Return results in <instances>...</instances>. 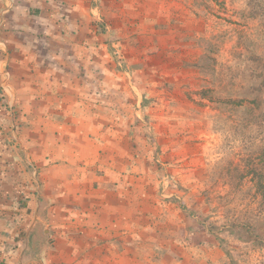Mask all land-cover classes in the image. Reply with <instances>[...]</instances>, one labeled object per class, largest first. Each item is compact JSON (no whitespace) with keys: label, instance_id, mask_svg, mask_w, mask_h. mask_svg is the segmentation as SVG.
I'll list each match as a JSON object with an SVG mask.
<instances>
[{"label":"crops","instance_id":"crops-1","mask_svg":"<svg viewBox=\"0 0 264 264\" xmlns=\"http://www.w3.org/2000/svg\"><path fill=\"white\" fill-rule=\"evenodd\" d=\"M95 2L100 19L106 0H0V264H159L155 256L167 239L186 228L178 202L156 196L152 171L136 177L127 170L135 139L119 135L107 143V123L122 135L133 121L104 115L107 75L116 90V82L129 87L123 93L131 117L145 109L150 90H138L130 68L141 63L139 53L147 59L154 52L155 27H165L170 52L181 50V30L194 19L184 0H144L149 42L146 33L137 46L130 33L108 44L104 26L97 25V38L91 28ZM95 45L115 48L117 73L106 74L101 57L96 76L88 75ZM168 56L186 65L191 52ZM113 103V114L122 113L121 98ZM168 197L178 198L176 191Z\"/></svg>","mask_w":264,"mask_h":264},{"label":"rangeland","instance_id":"rangeland-1","mask_svg":"<svg viewBox=\"0 0 264 264\" xmlns=\"http://www.w3.org/2000/svg\"><path fill=\"white\" fill-rule=\"evenodd\" d=\"M124 1L132 2L134 12L126 8L129 3ZM249 1L184 0L196 28L181 30L179 42L184 50L170 52L165 27L153 29L159 33L153 36L154 52L146 55L147 59L139 53L141 63L130 68L137 75L133 84H138V90L139 86L150 90L146 94L152 96L147 99L145 109H138L137 116L131 117L126 111L129 104L123 93L129 92L126 83L116 82L120 84L116 90L113 76H106V121L111 122L114 117L129 119L128 123L133 121L131 125L124 124L122 135L114 133L116 128L107 123V143L119 135L135 139L137 152L129 160L131 167L127 170L136 172V177L152 171L156 196L162 202H178L186 219V228L178 229L173 241L165 240L167 249L155 256L159 264H264V208L246 177L264 148V104L252 108L227 104L228 100L260 96V92L251 96L249 67L255 65L256 58L263 59L264 20L260 16L263 4L251 10ZM144 3V0H106L100 19L98 2L92 3L95 14H90L94 19L91 28L95 33L99 23L104 26L108 44L120 42L121 35V40H126L124 35L130 33L137 46L146 42L143 40L146 33L149 42L150 19L143 22L146 13L139 7ZM94 41L91 40L96 44ZM102 41L100 44H104ZM96 46L89 52L88 75L96 76V63L101 57L106 59V74L117 73L113 66L118 56L115 48L99 51ZM251 48L255 55L250 54ZM186 51L191 52L186 65H181L184 60L174 62L168 56L176 58L178 54V58H183ZM121 70L127 72L124 66ZM97 86L96 83L94 89ZM114 98L122 100L120 114H113ZM260 99L264 101V95ZM128 129L133 134H127ZM162 182L168 183L165 191ZM170 191H176L178 198H163ZM231 225L245 226L243 231H237Z\"/></svg>","mask_w":264,"mask_h":264},{"label":"trees","instance_id":"trees-1","mask_svg":"<svg viewBox=\"0 0 264 264\" xmlns=\"http://www.w3.org/2000/svg\"><path fill=\"white\" fill-rule=\"evenodd\" d=\"M249 4L251 6V10L254 9V6H258L261 4V18L264 20V0H250ZM263 11V12H262ZM262 40H263V47H262V58H256L255 61H253V64L249 67V78L251 82V96L254 92H260V96L264 95V31L261 34ZM255 55V51L253 48H251V53ZM260 56V55H259ZM261 60V62H260ZM254 81L256 82L257 85H255ZM202 96V95H201ZM259 97H252V98H247V99H241L237 101H232L228 100L227 104H234V105H245L247 107H260L264 104V101L260 99ZM205 96H202V99H204ZM260 157V158H259ZM257 166H259V170H257ZM243 176H240V179ZM246 177L248 178L249 183L251 184L253 193L255 196H258L260 199L259 205L264 208V148L261 149V153L258 154L255 164L250 167V171L246 173ZM245 226V225H244ZM243 225H231L232 228L236 229L237 231H243L244 230Z\"/></svg>","mask_w":264,"mask_h":264}]
</instances>
